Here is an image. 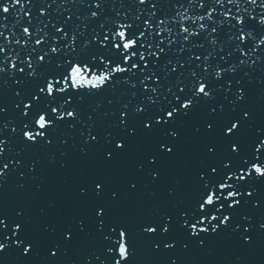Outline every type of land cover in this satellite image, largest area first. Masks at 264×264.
Segmentation results:
<instances>
[{
    "label": "snow or ice",
    "instance_id": "1",
    "mask_svg": "<svg viewBox=\"0 0 264 264\" xmlns=\"http://www.w3.org/2000/svg\"><path fill=\"white\" fill-rule=\"evenodd\" d=\"M257 89L264 0H0V264H264Z\"/></svg>",
    "mask_w": 264,
    "mask_h": 264
}]
</instances>
